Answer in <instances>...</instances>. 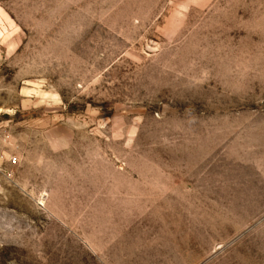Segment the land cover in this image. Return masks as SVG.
<instances>
[{"label": "rangeland", "instance_id": "obj_1", "mask_svg": "<svg viewBox=\"0 0 264 264\" xmlns=\"http://www.w3.org/2000/svg\"><path fill=\"white\" fill-rule=\"evenodd\" d=\"M0 264H264V0H0Z\"/></svg>", "mask_w": 264, "mask_h": 264}, {"label": "built area", "instance_id": "obj_2", "mask_svg": "<svg viewBox=\"0 0 264 264\" xmlns=\"http://www.w3.org/2000/svg\"><path fill=\"white\" fill-rule=\"evenodd\" d=\"M0 160H1V157H0Z\"/></svg>", "mask_w": 264, "mask_h": 264}]
</instances>
